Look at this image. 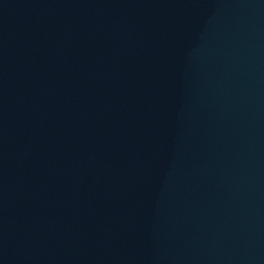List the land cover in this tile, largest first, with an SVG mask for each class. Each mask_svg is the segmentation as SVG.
<instances>
[{
	"label": "water",
	"instance_id": "1",
	"mask_svg": "<svg viewBox=\"0 0 264 264\" xmlns=\"http://www.w3.org/2000/svg\"><path fill=\"white\" fill-rule=\"evenodd\" d=\"M0 56L143 264H264V0H0Z\"/></svg>",
	"mask_w": 264,
	"mask_h": 264
}]
</instances>
